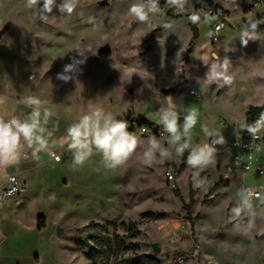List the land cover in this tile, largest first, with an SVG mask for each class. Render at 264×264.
<instances>
[{
	"label": "rangeland",
	"instance_id": "1",
	"mask_svg": "<svg viewBox=\"0 0 264 264\" xmlns=\"http://www.w3.org/2000/svg\"><path fill=\"white\" fill-rule=\"evenodd\" d=\"M102 1L78 0L69 15L60 11L65 0H54L51 13L43 9V0L33 8L26 0H0V30L8 26L0 37V118L27 119L33 108L22 101L36 96L44 129L38 134L48 141L46 151L36 152L21 139L16 161L0 164V188L8 173L18 169L16 164L29 179L26 193L0 200V255L7 256L9 264H91L77 246L86 236L81 228L93 221L125 236L120 223L137 221L141 233L127 241L139 242L140 253L153 254L162 264H264V198L244 196L241 173H233L229 181L222 178L223 166L234 161L228 142L250 125L246 109L264 104V31L247 47L241 41L247 18L256 19L264 10L248 12L240 4L216 0L229 12L227 26L213 42L210 12L195 11L194 0L184 4L185 15L150 13L147 22L129 12L139 0H108L107 5ZM201 12L207 17L194 23L190 17ZM191 24H197L199 37L188 55ZM78 47L91 50L86 63L79 65L82 73L68 82L57 79ZM225 57L233 83L209 82L212 64ZM183 74L187 97L178 121L181 129L187 109L198 114L188 149L192 152L222 138L207 167L187 163L180 168L183 154H177L178 144L171 143L166 132L165 137L154 138L169 155L161 157L157 151L151 165L144 163L143 153L153 137L137 135L136 150L121 166L106 168L94 150L82 167L73 170L76 150L69 149L66 140L70 124L96 107L127 124L135 120V129L142 119L159 123L157 111L167 106L166 97ZM191 89L198 95H190ZM45 109L52 113L46 124ZM58 151L63 152L59 160L52 157ZM257 156V163L264 162V147ZM174 166L175 182L168 183L166 173ZM245 175L249 184L264 183L255 167ZM191 195L194 235L185 207ZM237 207L239 215L232 211ZM148 212L164 217L143 218ZM41 216L46 227L39 232ZM58 227L64 230L62 235L57 234ZM154 242L162 246L159 254L152 251ZM195 243L202 248L199 261L177 262L182 249Z\"/></svg>",
	"mask_w": 264,
	"mask_h": 264
},
{
	"label": "clouds",
	"instance_id": "2",
	"mask_svg": "<svg viewBox=\"0 0 264 264\" xmlns=\"http://www.w3.org/2000/svg\"><path fill=\"white\" fill-rule=\"evenodd\" d=\"M41 0H26L28 8H33L40 4ZM170 5L176 6L179 11L185 0H168ZM54 0H43V9L48 13L52 11ZM78 6V0H65L60 5V11L69 15ZM160 11L159 0H139L129 8V12L136 20L147 22L149 14ZM46 19L47 17H41ZM190 19L195 23L199 21V16H191ZM249 23L242 27L241 41L242 46L247 47L249 40L261 39L262 35L258 31V26L264 23V20L247 18ZM91 50L89 48H80L74 50L75 55L70 57L71 62L64 65L60 73H57V79L68 82L73 79L77 72L82 73L83 69L79 65L86 63ZM81 57V59H77ZM231 63L229 58L225 57L222 62L213 63L208 73V81H222L223 85H231L234 77L229 74ZM167 106H161L157 111L158 122L164 126V130L169 133L171 143L178 144L176 152L182 155L184 150L190 146V133L195 127L198 114L195 109H187L184 117L182 129L179 124V116L175 105L172 104V98L167 97ZM28 107H32L33 111L27 119L21 120L16 117L10 119L0 118V164L11 165L16 161L17 153L20 147L21 139L26 141L29 147H34L36 152L46 151L48 141L43 137L44 129L41 127V112L39 106L41 100L36 96L25 97L22 101ZM52 113L45 109L43 113V122L46 124ZM126 121L117 120L110 113H105L102 107H96L89 114L82 115L78 122H73L67 129V142L69 149H75L73 158V170L82 167L85 162L93 155L94 150L102 155V160L106 168L115 169L124 164L137 148V137L128 130ZM207 135H212L206 128L203 129ZM254 131V130H253ZM187 137L184 143H179L182 138ZM222 142L213 141V143ZM159 151L161 157L169 155L167 149L161 148L155 138H150L149 147L143 153L144 163L151 165L155 159L156 152ZM215 149L205 144L192 150L188 156L187 163L192 167L203 169L207 167L213 160ZM59 160V157H56ZM199 173H197L198 175ZM196 185H194L195 187ZM247 203V199L245 200ZM232 211L239 215L241 208L237 207ZM251 227V225H250Z\"/></svg>",
	"mask_w": 264,
	"mask_h": 264
},
{
	"label": "built area",
	"instance_id": "3",
	"mask_svg": "<svg viewBox=\"0 0 264 264\" xmlns=\"http://www.w3.org/2000/svg\"><path fill=\"white\" fill-rule=\"evenodd\" d=\"M227 3L240 4L244 11L252 12L257 9L264 10V0H223ZM218 4V3H217ZM224 10H226L221 4H218ZM160 11L159 14H163L167 17L170 10V4L168 0H159ZM185 8L183 7L177 11H173L174 14L184 13ZM227 11V10H226ZM210 17L215 23L211 25L209 37L211 41L217 42L220 37L221 31L227 26V15L222 12H216L210 10ZM154 13V14H157ZM152 14V13H151ZM264 12L256 16V19L263 20ZM258 31H264V23L258 26ZM213 58H217L215 52H212ZM191 94L197 96L195 90H191ZM135 120H132V123ZM130 124L129 130L135 135L145 136V137H159L163 138L166 135V131L163 128L150 127L146 125H141L139 123L138 129H135L133 124ZM254 130V131H253ZM219 144L211 142V146L214 148ZM228 149L235 152L234 163L232 165H226L223 168V178L228 180L230 175L234 172L235 167H238L243 174H246L252 167H255V171L258 175H264V162L257 163L259 160L257 153L264 147V124H250V126L240 135L235 138L230 139L227 145ZM63 155L62 151L53 152L52 157L61 158ZM167 181L175 182V174L173 170L166 173ZM173 186H175L173 184ZM27 180L21 175L20 171L14 170L10 171L7 175V180L5 185L0 189V200H6L9 197H15L26 192ZM264 187L254 186L249 183H244L242 185V193L245 197L251 199H261L263 196ZM201 257V246L195 243L192 247L182 249L181 254L176 258L177 262L184 261H199Z\"/></svg>",
	"mask_w": 264,
	"mask_h": 264
},
{
	"label": "trees",
	"instance_id": "4",
	"mask_svg": "<svg viewBox=\"0 0 264 264\" xmlns=\"http://www.w3.org/2000/svg\"><path fill=\"white\" fill-rule=\"evenodd\" d=\"M187 1V0H185ZM195 11H202L204 13L214 10L216 12H222L228 14V11L224 10L219 6L215 0H194ZM176 10V6L170 5V10L167 17L173 16V11ZM197 14L199 16V21H203L207 16L203 13ZM215 23L212 21L211 25ZM193 31V40L187 51V54H191L193 51V45L199 37V29L197 24L191 25ZM109 55V52L106 53ZM246 120L250 124H264V104L258 106H250L245 113ZM131 122L128 123V131L135 135L129 130ZM141 125H146L150 127H157L156 124L149 122L147 119L140 120ZM136 136V135H135ZM191 151L187 148L183 152L182 162L180 168H184L187 164L188 156ZM177 167H173V171H176ZM177 190V189H176ZM177 197H181L178 191L175 192ZM193 203L192 195L190 203L185 205L192 234L194 235V221H191L190 206ZM143 218L148 220H159L164 216L161 214H154L152 212L142 214ZM198 219V216H196ZM121 227L126 229L127 235L123 236L117 232L110 233L108 229V224H101L97 222H90L88 225L80 229L85 233V237L81 238L77 242V246L80 250L84 251L86 259L90 261L91 264H162V261L155 257L153 254L140 253V244L136 241H127V239H135L140 233L139 222L137 221H122L120 223ZM45 217L41 216L37 223V230L40 232L45 229Z\"/></svg>",
	"mask_w": 264,
	"mask_h": 264
},
{
	"label": "crops",
	"instance_id": "5",
	"mask_svg": "<svg viewBox=\"0 0 264 264\" xmlns=\"http://www.w3.org/2000/svg\"><path fill=\"white\" fill-rule=\"evenodd\" d=\"M188 1V0H187ZM187 1H185V3L187 2ZM215 2L216 3H218V4H221L228 12H229V10L222 4V3H219V2H217L216 0H215ZM184 3V4H185ZM183 4V5H184ZM184 8H185V6H184ZM185 13H186V8H185V11H184V14L183 15H185ZM229 19V18H228ZM192 25V24H191ZM217 55V54H216ZM184 80H186V77H185V74H183V77H181V78H179V83L178 84H176L175 85V90H173L170 94H168L167 95V97H171L172 98V104L173 105H175V108H176V111L178 112V116H181V110L183 109V107L186 105V97H187V95L184 93V91H183V88H182V85H183V81ZM191 90H194V89H191ZM191 90H190V95H193V94H191ZM196 91V90H195ZM197 92V91H196ZM197 94H198V92H197ZM195 96V95H194ZM166 97V98H167ZM248 110V108L246 109V111ZM246 113V112H245ZM149 122H152V123H154V124H156L157 126H160V127H162V128H164V126L162 125V124H160V123H155L154 121H149ZM250 126V125H249ZM248 126V127H249ZM247 127V128H248ZM181 131H183V129H181ZM245 131V130H244ZM137 136V135H136ZM186 138V137H185ZM234 156H235V153H234ZM219 161H221V159H219ZM222 162V161H221ZM233 163H234V161H233ZM232 163V164H233ZM232 164H230V165H232ZM187 165V164H186ZM16 166H17V168H18V170L20 171V173H21V175L27 180V188H28V178H27V175L25 176V174H24V168L22 167V165L21 164H16ZM223 166V165H222ZM224 166H226V165H224ZM224 166H223V168H224ZM235 172H237V173H241V177H242V179H241V190H242V185L244 184V183H247V181H246V175L245 174H243V172L238 168V167H235V169H234V172L233 173H235ZM232 173V174H233ZM232 174L230 175V178L227 180V181H229L230 179H231V177H232ZM222 178H223V172H222ZM6 180H7V178H6ZM6 183V182H5ZM5 183L2 185V187L5 185ZM230 183V182H229ZM254 186H263L264 187V183H259V184H256V185H254ZM1 187V188H2ZM0 188V189H1ZM27 192V191H26ZM25 192V193H26ZM264 198V191H263V196H262V198L261 199H258L257 201H260V200H262ZM248 199H251V198H248ZM251 200H255V199H251ZM3 239V238H2ZM1 241V240H0ZM201 250H202V248H201ZM8 260H9V258L7 257V256H5V255H0V264H7L8 263ZM9 264V263H8Z\"/></svg>",
	"mask_w": 264,
	"mask_h": 264
},
{
	"label": "water",
	"instance_id": "6",
	"mask_svg": "<svg viewBox=\"0 0 264 264\" xmlns=\"http://www.w3.org/2000/svg\"><path fill=\"white\" fill-rule=\"evenodd\" d=\"M108 3H109L108 0H103V1H102V5H107ZM7 28H8V26H6L4 29L0 30V37H2V35H3V34L5 33V31L7 30ZM131 92H132V90H131ZM63 232H64V230H63L61 227H58V228H57V234H58V235H62ZM2 238H3V236L0 235V240H2ZM151 248H152V251H153L154 254H159V253L161 252V248H162V246H161L160 243H158V242H154V243L151 244Z\"/></svg>",
	"mask_w": 264,
	"mask_h": 264
}]
</instances>
